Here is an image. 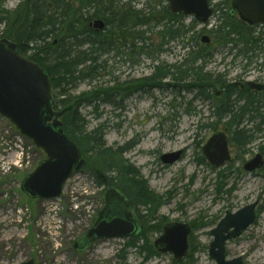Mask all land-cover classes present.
I'll use <instances>...</instances> for the list:
<instances>
[{
    "label": "rangeland",
    "instance_id": "1",
    "mask_svg": "<svg viewBox=\"0 0 264 264\" xmlns=\"http://www.w3.org/2000/svg\"><path fill=\"white\" fill-rule=\"evenodd\" d=\"M22 1H0V18L3 11H15ZM149 1H139L136 10L143 9ZM216 3L214 1L213 5ZM192 20V17L187 18L185 25ZM210 21L205 27L198 24L193 31L198 42L203 35H208L201 31L212 28L216 15ZM3 31L4 26L0 25V39ZM192 35L187 37L188 41ZM147 37L159 51L157 31H150ZM131 42V48L122 49V55L112 53L101 59L102 62L107 60L105 74L109 76L103 75L93 84L81 83L71 95L93 98L96 90L92 86L102 84V91L121 96L116 106L100 105L96 112L86 106L80 113L89 123L88 131L104 126L107 146L119 148L129 144L130 150L124 158L139 171L150 192L160 197L161 206L156 214L142 220L145 237L138 242L139 246L153 247L162 234L153 229L157 225L162 229L169 223L190 225V252L180 264H216L209 256L214 240L211 231L227 213H236L259 202L254 225L243 237L227 244L226 255L228 260L242 258L243 264H264V169L251 174L244 169L245 164L263 153L264 130L246 149V155L230 142L232 161L219 170L212 169L203 148L217 131L225 130L228 118L217 124L212 106L187 91L179 93L186 84L175 87L167 79L161 86L153 84L143 88L137 83L149 78L154 67L182 63L187 55L184 44L178 41L164 47L167 53L156 55L153 62L146 56H138L132 49L134 41ZM216 46L214 44L210 51L215 56L208 65V72L228 73L229 82L247 73L246 79H257L263 74L264 66H259L264 62L262 58L249 66L247 59L235 60L227 55V50L214 49ZM20 136L16 128L0 116V264H23L30 259L36 264H177L170 253L149 257L137 249L128 250L124 261L120 256L128 240L101 242L85 253L76 252L74 243L88 232L104 208L105 188L97 187L90 175L81 171L66 184L60 199L31 200L21 191V184L46 155L32 141ZM181 151L182 159L176 164L161 162L165 154ZM134 212L139 217L137 211Z\"/></svg>",
    "mask_w": 264,
    "mask_h": 264
},
{
    "label": "trees",
    "instance_id": "2",
    "mask_svg": "<svg viewBox=\"0 0 264 264\" xmlns=\"http://www.w3.org/2000/svg\"><path fill=\"white\" fill-rule=\"evenodd\" d=\"M139 1L23 0L15 11L2 12L0 25L4 26L2 38L15 43L19 54L39 65L49 77L54 103L53 116L60 118L65 133L80 149L85 159L82 171L90 175L97 187L115 188L121 192L137 211L144 225L143 221L155 215L160 208V197L150 192L139 171L124 158L130 150L129 144L119 148L107 146L104 126L88 131L89 123L80 113L86 106L93 107L95 112L100 105L116 106L121 96L102 91V84L92 86L96 96L92 93L89 95L92 94L93 98L86 99L84 94L73 97L71 92L81 83L93 84L103 75L109 76L105 74L107 60L102 62L101 59L115 52L117 56L122 55L120 41L127 44L128 34V38L134 41L132 49L138 56H146L153 62L165 45L182 41L183 48L187 50L182 63L154 67L149 78L137 82L143 88L153 84L161 86L163 81L169 79L175 87L181 88L186 84L187 87H182L184 90H179V93L187 91L197 100L208 99H202L204 85H209L208 88L227 89V98H232L236 95V89L228 83V74L214 75L208 72L207 67L215 53L207 52L216 44L214 49L227 50V55L235 60L247 59L250 66L253 61L258 62L259 58L264 60V32H259L257 26L250 27L239 19L236 9L232 8L229 0H225L213 8L217 21L211 30L203 28L201 31L208 33L213 43L201 45L193 32L198 25L196 21L192 20L186 26L185 17L173 15L168 7L161 6L163 0H150L143 9L136 10ZM94 20L104 21L105 30L96 32L89 29V23ZM150 31H157L160 35L159 51L155 50L156 46L147 37ZM191 34L188 41L187 37ZM259 66H264V62ZM215 106L218 107L219 123L228 118L226 125L230 128L238 127L247 117H251L248 115L250 109L243 110L228 101H216ZM261 132L262 129L234 131L231 133V142L235 148L240 149L241 154L246 155V149L258 139ZM261 140H264L263 136ZM262 150L264 152V147ZM143 228L138 240L126 242L120 256L124 261L127 251L134 249L147 253L149 257L158 256L152 246H139L138 242L145 237V225ZM153 229L161 233L163 230L161 225Z\"/></svg>",
    "mask_w": 264,
    "mask_h": 264
},
{
    "label": "water",
    "instance_id": "3",
    "mask_svg": "<svg viewBox=\"0 0 264 264\" xmlns=\"http://www.w3.org/2000/svg\"><path fill=\"white\" fill-rule=\"evenodd\" d=\"M170 5L173 14H184L194 17L201 25L208 24L213 10L208 0H164ZM240 19L251 27L264 25V0H232ZM91 27L95 31H103L105 23L94 21ZM207 37L203 42L209 43ZM15 43L0 40V115L9 120L18 132L34 143L37 149L46 155V160L25 178L21 184L22 192L33 200L51 201L61 198L66 183L85 166V159L78 146L65 133L63 123L53 116V99L51 81L45 71L37 64L21 56ZM249 87L263 90L264 87L249 82ZM183 152L165 154L161 157L164 165H174L182 157ZM203 155L210 161L212 168L218 170L227 165L230 159L228 138L217 134L203 148ZM264 161L256 156L244 167L249 174L261 170ZM114 196L122 205V210L107 221L112 211L102 212L93 228L81 243L88 245L95 241L124 240L139 234L137 221L130 212V203L121 192L110 189L105 193L107 204ZM259 202L242 208L236 213H227L213 229L210 235L209 256L216 264H243L242 258L227 260V243L239 239L251 228L257 217ZM190 225L167 224L154 247L163 254H172L176 261L185 259L190 250ZM77 247L80 250V242ZM24 264H35L33 260Z\"/></svg>",
    "mask_w": 264,
    "mask_h": 264
},
{
    "label": "flooded vegetation",
    "instance_id": "4",
    "mask_svg": "<svg viewBox=\"0 0 264 264\" xmlns=\"http://www.w3.org/2000/svg\"><path fill=\"white\" fill-rule=\"evenodd\" d=\"M216 1L217 3H221L222 1H225V0H208L209 2V5L211 6L212 10L214 8L215 5H213V2ZM165 2V1H164ZM160 2L161 6H164V7H168L170 8V5L167 3V2ZM230 4H232V0H229ZM154 7H157V4H154ZM214 12V10H213ZM182 15L183 17H185L182 13L180 14ZM180 15H177V16H180ZM186 18V17H185ZM95 21V20H94ZM93 22V21H92ZM91 22V23H92ZM91 23H89L88 25V28L89 29H92L91 27ZM213 26V25H212ZM256 29H258L259 32H264V25H257ZM211 30V29H210ZM209 31V30H208ZM204 36V35H203ZM202 36V37H203ZM208 38H209V43L207 45H211L213 42H212V38L211 36L208 34L206 35ZM128 34H126V40H127V44H124V42L120 41V45L122 46L121 49H128L130 47V43H132V39L128 38ZM201 42H202V38H201ZM203 43V42H202ZM132 45V44H131ZM126 46V48L124 47ZM170 45H165L164 47L168 48ZM118 47V46H117ZM164 47L161 49V53H167V50L168 49H165L164 50ZM131 48V47H130ZM207 53H212V52H207ZM116 56V52L114 53ZM235 64V62H234ZM233 64V65H234ZM208 68V67H207ZM263 74L260 76V77H257V79H251V78H247L246 79V76L247 74H244L242 76H239L237 77L234 81L232 82H229V84H232L235 89H236V95L232 98H227V92L228 90H221L219 88H208L209 85H204L203 89H204V94H202V99H207L205 101H203L204 103H207L209 104L210 106H212V116L214 117V119L216 120V123L219 124V117H217V115L219 114L218 113V107L215 106V102L216 101H228L230 103H234L236 104L237 106L236 107H241L243 110L244 109H250L249 112H248V115L249 116H253L254 118H251V117H247L246 121H242L238 127H234V128H230L228 126H226V123H225V130L223 131H217L216 134H214L213 136H216L217 134H224L227 138H228V148H229V152H230V159H231V148H230V142L232 140V137H231V133L234 132V131H238V130H249V129H252L254 131H258L260 129L264 130V89L263 90H256V89H253L251 87H249V82H252V83H255L257 86H262L264 87V69L262 70ZM226 73H224L225 75ZM228 74V73H227ZM221 75V74H220ZM168 86V85H167ZM211 99H210V98ZM238 100V101H237ZM237 101V103H236ZM220 112V110H219ZM217 113V114H216ZM258 115H260V117H258ZM221 123V122H220ZM209 127V126H208ZM212 136V137H213ZM211 137V139H212ZM232 143V142H231ZM233 145V144H232ZM235 148V147H234ZM238 151H240V149L237 148ZM263 151V150H262ZM241 153V151H240ZM259 156H261L263 158V161H264V152L261 153V154H258ZM256 155V156H258ZM255 156V157H256ZM254 157V158H255ZM253 160V159H252ZM232 161V159H231ZM230 161V162H231ZM251 161V160H250ZM229 162V163H230ZM210 163V161H209ZM228 163V164H229ZM249 163V162H248ZM227 164V165H228ZM211 165V163H210ZM225 165V166H227ZM246 165V164H245ZM224 166V167H225ZM212 167V165H211ZM245 167V166H244ZM222 168V167H221ZM213 169V168H212ZM220 169V168H219ZM218 169V170H219ZM264 169V167L262 168ZM261 169V170H262ZM215 170V169H214ZM261 170H258V171H261ZM257 172V171H255ZM111 188H108V189H105L106 192L109 191ZM103 194V201H104V208L102 209V211L99 213V215L97 216V218L93 221V225L92 227L88 230V232L93 228L94 224L96 223V221L98 220V218L100 217V215L102 214V212L104 210L107 209V206L109 207V209L112 211V214H108L106 217H107V221L109 220H112L113 216L116 215V213L119 211H121L122 209V205L118 202L117 199H115L114 196L111 197V200L109 201V203L107 204L106 200H105V193ZM130 203V202H129ZM130 212L132 213L134 219L137 221L138 223V226H139V229L141 228V231L139 234H136L135 236L127 239L128 241L130 240H134V239H137L140 237L142 231L144 230L143 228V224L141 222V220L139 219V217L135 214L134 212V209L132 208L131 204H130ZM221 221V220H220ZM219 221V222H220ZM163 231V230H162ZM87 232V233H88ZM87 233L80 239H78L75 243H74V250L76 252H79V253H85L87 251L90 250V248L94 245H96L97 243H101V242H105V241H95L94 243H89L88 245L84 244V243H81V240H83ZM190 239V238H189ZM77 242L79 243L80 242V250L77 248L79 246V244H77ZM107 242V241H106ZM232 242V241H230ZM229 243V242H228ZM227 243V244H228ZM226 244V245H227ZM211 247V246H210ZM153 248L154 247V244H153ZM155 252L158 254V255H167V254H163V253H160L159 250H157L155 248ZM189 255V254H188ZM174 258V257H173ZM30 260H34V259H30ZM29 260V261H30ZM176 260V259H175ZM182 260L179 261H176L177 264H180ZM28 262V261H27ZM35 264H36V261L34 260Z\"/></svg>",
    "mask_w": 264,
    "mask_h": 264
}]
</instances>
